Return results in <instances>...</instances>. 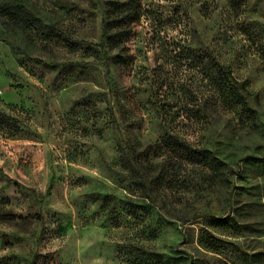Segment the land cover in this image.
I'll list each match as a JSON object with an SVG mask.
<instances>
[{
  "label": "rangeland",
  "instance_id": "obj_1",
  "mask_svg": "<svg viewBox=\"0 0 264 264\" xmlns=\"http://www.w3.org/2000/svg\"><path fill=\"white\" fill-rule=\"evenodd\" d=\"M0 264H264V0H0Z\"/></svg>",
  "mask_w": 264,
  "mask_h": 264
},
{
  "label": "trees",
  "instance_id": "obj_2",
  "mask_svg": "<svg viewBox=\"0 0 264 264\" xmlns=\"http://www.w3.org/2000/svg\"><path fill=\"white\" fill-rule=\"evenodd\" d=\"M112 5V10L115 14V24L117 27V34L112 38V43L115 45L116 48L120 49V46L122 45V39H123V35H126L127 32L126 30L129 29V31H131V27L132 26H137V24L140 23V18H141V9L138 8V11L135 12V19L134 20H130L129 17H124L122 19H119L120 15L123 13V11L127 12L128 9V5L125 4H120V3H114L111 4ZM4 11H6L5 13L7 14V8H3ZM9 14L11 15V12L9 11ZM134 21V22H133ZM125 31V32H124ZM130 33V32H129ZM209 56L211 57V53L209 52ZM218 69H219V73L222 76V79L224 82H227V85L230 87L229 91L230 94L232 96V98L234 99V101L240 106L242 112L244 114H246L248 117L254 118L256 117V112L253 111L251 108H249L248 104H247V100L246 97L243 96L240 92V89H245V83H239L233 80H230L229 78V72L223 67L220 66L218 64ZM167 106V107H166ZM171 109L172 105L171 104H166L162 106V109L164 110V115H163V130L165 131V133L170 134V123H172V125L175 122L174 119V115H176L175 112H170L168 113V110L166 109ZM169 119V120H168ZM171 119V121H170ZM181 143L183 145L187 146V152L190 153L189 156L191 158H193L195 156V154H193V150L190 146L191 142L189 141H183L180 140ZM200 156L203 157L204 162L206 164V166L212 168L215 172H218L219 175L217 176V178H212V179H216L214 184H209V190H212L213 187L216 188H227L230 182V168L228 167L226 170L224 169L225 167V163L222 162L213 151L209 150V149H203L202 152L200 153ZM192 160V159H191ZM201 212H196L194 214H191V216H187L185 218H180L181 221L183 222H188L190 220H196L198 218H200ZM176 218V217H174ZM228 219V218H227ZM213 221L215 223H223V220H216L213 219ZM208 240H218L214 235H210V237L208 238ZM211 250L213 251H218V249L216 247H214L213 245H209L208 246Z\"/></svg>",
  "mask_w": 264,
  "mask_h": 264
}]
</instances>
